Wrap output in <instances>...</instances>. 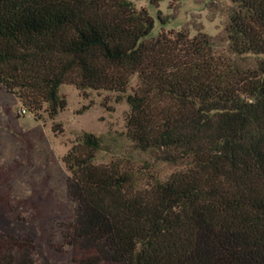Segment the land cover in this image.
Wrapping results in <instances>:
<instances>
[{
  "label": "trees",
  "instance_id": "trees-1",
  "mask_svg": "<svg viewBox=\"0 0 264 264\" xmlns=\"http://www.w3.org/2000/svg\"><path fill=\"white\" fill-rule=\"evenodd\" d=\"M230 1L224 53L205 33L152 37L133 0H0V83L28 112L54 120L63 86L125 94L137 76L126 136L181 167L142 185L83 134L63 159L71 264H264V0ZM0 264H38L33 240L0 236Z\"/></svg>",
  "mask_w": 264,
  "mask_h": 264
},
{
  "label": "rangeland",
  "instance_id": "rangeland-1",
  "mask_svg": "<svg viewBox=\"0 0 264 264\" xmlns=\"http://www.w3.org/2000/svg\"><path fill=\"white\" fill-rule=\"evenodd\" d=\"M133 2L154 18L152 37L162 32L186 31L191 37L205 33L216 39L218 51H231L227 32L233 10L230 0L164 1L157 7L149 0ZM231 57L244 66L258 62L254 56ZM137 83L134 76L125 94L80 92L65 85L61 94L67 107L54 120L47 114L39 119L28 112L0 83V236L32 239L38 264H71L66 237L75 220V204L68 197L71 174L63 159L83 134L103 139L104 149L96 163L122 162L141 178L142 185L150 175L163 181L181 168L156 160L152 152L137 150L127 138V97Z\"/></svg>",
  "mask_w": 264,
  "mask_h": 264
}]
</instances>
